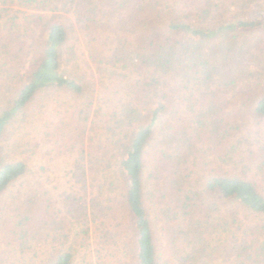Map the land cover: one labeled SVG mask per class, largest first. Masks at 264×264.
I'll return each instance as SVG.
<instances>
[{
	"label": "trees",
	"instance_id": "obj_1",
	"mask_svg": "<svg viewBox=\"0 0 264 264\" xmlns=\"http://www.w3.org/2000/svg\"><path fill=\"white\" fill-rule=\"evenodd\" d=\"M262 5L0 0V264H264ZM44 142L80 213L12 193Z\"/></svg>",
	"mask_w": 264,
	"mask_h": 264
},
{
	"label": "rangeland",
	"instance_id": "obj_2",
	"mask_svg": "<svg viewBox=\"0 0 264 264\" xmlns=\"http://www.w3.org/2000/svg\"><path fill=\"white\" fill-rule=\"evenodd\" d=\"M262 10L264 11L263 5L261 11ZM76 53L78 57L77 75L83 79L85 84H87V91L88 88L89 90L94 89L95 94H98L101 83L94 68L90 64L87 51L82 41L77 43ZM112 88L113 86L110 85L107 89V93L113 94L114 90L116 92L117 89L114 88L113 90ZM55 104L52 102L53 106H55ZM29 135L32 140L43 138V134L37 131L34 126L30 127ZM28 161L30 162V171L18 182L17 186L13 188V194H17L18 191H23V198L27 197L29 194L32 196L39 195V201L41 204L44 202V205H47L53 214L61 213V216L69 211H73L74 213H80L82 211L84 208V201L79 200V195L82 191H78V185L75 186L73 182L69 180L72 172V163L68 153H62L58 149H55L52 144L44 142L40 149L37 150V153L29 157ZM252 172L254 173L255 170ZM256 176V179L259 182L263 181V177L261 178L259 175ZM91 188L92 187H89L87 190V199H91V195L93 194ZM94 193H97L96 187H94ZM76 196L78 199H75ZM89 210L91 212L92 207ZM161 217L162 215L155 219L157 222L155 230L159 244L163 245V247H167V234L163 227L164 219L162 220ZM50 236L51 235H48L46 238L51 242L52 237ZM10 248H12V246L3 244L0 249L1 255L4 253V249L9 250ZM13 250V253H6V256L11 255L9 263L13 260L17 261L15 247H13Z\"/></svg>",
	"mask_w": 264,
	"mask_h": 264
}]
</instances>
